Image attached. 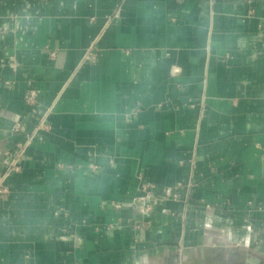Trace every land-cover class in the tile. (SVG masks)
<instances>
[{
	"label": "crops",
	"instance_id": "obj_1",
	"mask_svg": "<svg viewBox=\"0 0 264 264\" xmlns=\"http://www.w3.org/2000/svg\"><path fill=\"white\" fill-rule=\"evenodd\" d=\"M0 184V264L264 262V0H0Z\"/></svg>",
	"mask_w": 264,
	"mask_h": 264
},
{
	"label": "built area",
	"instance_id": "obj_2",
	"mask_svg": "<svg viewBox=\"0 0 264 264\" xmlns=\"http://www.w3.org/2000/svg\"><path fill=\"white\" fill-rule=\"evenodd\" d=\"M24 152H25V146L24 144L20 146L18 152L16 153V155L14 156V158H12L10 161H9V164H8V169H7V174L11 173V172H18L20 171V168H21V159L23 158V155H24ZM3 188V185L0 184V192H1V189ZM170 190H168L169 192Z\"/></svg>",
	"mask_w": 264,
	"mask_h": 264
},
{
	"label": "rangeland",
	"instance_id": "obj_3",
	"mask_svg": "<svg viewBox=\"0 0 264 264\" xmlns=\"http://www.w3.org/2000/svg\"><path fill=\"white\" fill-rule=\"evenodd\" d=\"M31 142H32V138H29V139L27 140V142H25V144H24V146H25V152H26L27 146H28ZM25 152H24V155H25ZM24 155H23V156H24Z\"/></svg>",
	"mask_w": 264,
	"mask_h": 264
},
{
	"label": "water",
	"instance_id": "obj_4",
	"mask_svg": "<svg viewBox=\"0 0 264 264\" xmlns=\"http://www.w3.org/2000/svg\"><path fill=\"white\" fill-rule=\"evenodd\" d=\"M259 264H264V262H259Z\"/></svg>",
	"mask_w": 264,
	"mask_h": 264
}]
</instances>
